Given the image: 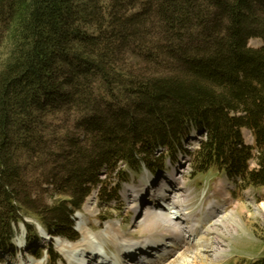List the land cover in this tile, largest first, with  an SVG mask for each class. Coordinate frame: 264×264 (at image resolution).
I'll return each instance as SVG.
<instances>
[{"label": "trees", "instance_id": "16d2710c", "mask_svg": "<svg viewBox=\"0 0 264 264\" xmlns=\"http://www.w3.org/2000/svg\"><path fill=\"white\" fill-rule=\"evenodd\" d=\"M0 22L9 35L0 57L1 247L22 204L42 227L75 239L71 216L93 190L117 199L124 181L165 169L179 152L193 173L214 166L241 186H264V0H0ZM58 116L73 118L61 133L50 122ZM194 130L206 137L188 151ZM37 167L42 180L27 183ZM43 183L51 205L31 195Z\"/></svg>", "mask_w": 264, "mask_h": 264}, {"label": "rangeland", "instance_id": "374dc122", "mask_svg": "<svg viewBox=\"0 0 264 264\" xmlns=\"http://www.w3.org/2000/svg\"><path fill=\"white\" fill-rule=\"evenodd\" d=\"M155 41L157 40L155 39ZM8 42L9 35L6 34L4 23L0 22V57L6 52ZM248 45L251 47H259L262 45V40L259 38H251L248 41ZM72 119L73 118L70 117L67 121L61 116H58L55 120L50 122L55 124L57 131L61 133L64 131V125L66 123H68V126L72 125ZM242 135L245 143L248 145H253V136L248 129H243ZM50 136L51 134L48 133L47 137ZM198 144L199 140L191 139L189 144L185 145V147L190 151H193L198 146ZM190 163L191 162L188 153H182L179 155V161L175 165L179 171L176 177L177 181L174 186H172V188L171 185L169 187L171 195L168 193L166 196L163 195L162 197H166L167 200L179 193L182 194L179 203H183L182 206L185 205V212L188 211L184 218L189 217L198 219L199 223L203 218H205L208 206L213 203V201L214 203L218 202L220 205H224V211H219V215H228L229 224L224 225L223 223H218L214 220L208 221L206 223L203 221V228L202 231H200L199 236L197 235L193 241H189L187 238L183 239V246L179 248V252L182 253V255H191L192 252H197V250H200L202 256L207 258V261L203 264H249L250 262L255 261L256 258L262 257L264 255V187L253 188L248 186L246 188H242L240 185L236 186V184L234 185L222 172L219 170L217 171L215 167H212L207 172L193 174ZM250 165L252 168L256 166V161L254 158L251 159ZM43 172L44 168L37 167L34 170L30 168L25 172L23 178L27 183H33L35 178L42 180ZM105 175L106 174L102 172L101 178H104ZM147 176L148 175L146 172L138 173L137 176L133 175L131 180L124 184L123 188L120 190L121 199L119 200L112 199L107 201L105 198H100V196H98L97 189H95L91 195L88 196L82 208L80 209V211L85 214V222L90 227L89 229H81V238H83V232L87 233L88 235L90 234L91 236H89L92 238V235L99 232L105 226V224L120 226L119 230L124 231L126 237L137 241H141L150 233L157 234L159 232H164L166 236H170L169 234H171V227H164V225L160 223L156 225L144 226L143 224H139V220L141 219L138 218V216L134 219L131 217L134 204V201H132V198L130 197V191L133 190L131 188L134 187V189H137L138 191L140 190L142 194L145 189L149 190V186H147ZM221 181L224 182V186L227 189L224 188ZM219 186H222L221 193L217 192V188H219ZM33 188L34 189H32L33 192L31 195L34 199L43 203L44 205H51L56 198L51 187H48V185L44 183L41 184L39 188ZM154 197L155 196H151L149 198L146 196L145 200L147 203H145L141 208L143 211L144 209L151 210L154 207ZM22 205L24 210L19 213L22 217L18 221L19 223L17 222L13 227V229L16 230L15 235L18 236H20L21 232L23 233V230H21L23 227L22 221H24V223L27 225H32L33 227H38L37 223H39V218L26 211V205ZM147 206L150 207L147 208ZM72 218H74V216ZM186 218L185 222L179 225L180 229L183 226L185 227L186 223L188 222ZM83 224L80 227H82ZM78 235L80 236L79 233ZM60 239L64 240V238ZM60 239H57L56 241H62ZM200 239H202V241H200ZM65 240L66 241L63 242L78 243L79 241L71 242L68 239ZM216 240H218V243ZM12 243L13 246L11 247V250L14 251V249H17L16 244H18V242L13 239ZM52 243L53 245H50V243L47 242L43 244L40 243L38 245L43 246L41 247L43 248L41 251V256L44 257L45 249L49 248V246H51L53 251H55L58 255L60 254L61 251L59 250L56 243L54 241ZM175 243L177 246H179L178 241ZM110 244L111 243H106V246L104 245V247H108L110 253H115L116 251L112 246L113 244ZM217 244H219L218 247L223 249V252L219 254L221 257L213 259V251L215 250ZM39 250L40 249L36 247L27 249V256L23 258L22 262L19 260V252H15L14 254L11 252H3L1 253V256H3L5 259L3 264H31V262L29 263L32 258L31 252L37 254L40 252ZM176 256L177 253L173 256H170V258L167 260L168 263L172 261L174 262ZM210 260H213V262H210ZM35 261L37 260H33L32 262ZM48 264L53 263L50 261ZM58 264L64 263L58 262Z\"/></svg>", "mask_w": 264, "mask_h": 264}, {"label": "bare ground", "instance_id": "6f19581e", "mask_svg": "<svg viewBox=\"0 0 264 264\" xmlns=\"http://www.w3.org/2000/svg\"><path fill=\"white\" fill-rule=\"evenodd\" d=\"M130 192V197L133 200L140 199L143 195L142 192L140 190L138 191L137 189H133ZM217 192H222V186L217 188ZM168 193L171 195L169 188L155 195V199L153 201L154 207L151 210L144 209L143 211V209H141L143 212L140 211L138 218L141 219L139 220L140 225L143 224L144 226H147L160 223L163 224L164 227H171V234H169L170 238L166 237L164 232H160L157 234L150 233L141 241H137L126 237L125 232L119 230L120 226L105 224V226L99 232L92 235V238H90V234L89 236L87 233L83 232V238L79 239L78 243H73L72 241V243L63 242L66 240L60 239L61 237H58L57 239L62 241H56V245L69 264H92L93 261H91V259L93 260L94 257H97L99 261L98 263L100 264H123L122 254L124 250L130 251L132 247L137 246L142 242H148L152 240L154 243H158L160 248L156 251L150 252V254L149 251H144L146 260L145 262L143 261V264H203L207 261V258L202 256L200 250H197V252H192L191 255H182V253L179 252V248L183 246V239L187 238L189 241H193L197 235L199 236V233L203 228V221L206 223L208 221L214 220L218 223H223L224 225L229 224L228 215H219V211H224V205H220L218 202L214 203L213 201V203L208 206L207 212L205 214L206 216L200 223L198 220L185 217L186 220L188 219V222L185 225L187 231H183V229L181 231L179 225L185 222L184 216H186L188 211L185 212V205L182 206L183 203H179L182 194L179 193L166 200V197L162 196H166ZM176 241H178L179 246L176 245ZM200 241H202V239H200ZM217 241L218 240H216V242ZM106 243L113 244L116 251L115 253L113 252V255L109 259L106 258L104 251V245ZM218 246L219 244L216 245V248L213 251V259L221 257L219 254L223 252V249ZM176 253L177 256L174 259V262L172 261L168 263L167 260L170 258V256H173ZM210 262H213V260H210ZM31 264L44 263L41 260H37L35 262H31Z\"/></svg>", "mask_w": 264, "mask_h": 264}]
</instances>
